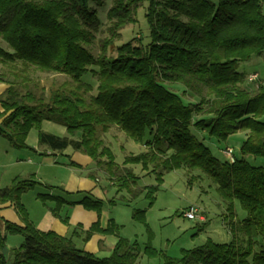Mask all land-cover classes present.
<instances>
[{"label": "trees", "instance_id": "trees-1", "mask_svg": "<svg viewBox=\"0 0 264 264\" xmlns=\"http://www.w3.org/2000/svg\"><path fill=\"white\" fill-rule=\"evenodd\" d=\"M90 1L0 0V41L7 46H0V68L15 71L14 80L0 73V80L9 84L0 97V135L13 149H30L28 133L37 129L40 145L87 155L117 192L124 191L132 199L144 193L149 206L164 172L198 171L215 185L226 204L225 224L231 240L206 241L182 250L178 263L264 264V168L236 158L233 163L220 162L191 133L195 128L225 140L243 131L241 155L264 157V88H243L246 75L238 71L240 63L264 55V0H113L106 13L108 37L97 41V55L91 46L101 21ZM140 7L148 42L134 38L114 46L121 31L137 23ZM30 68L65 75L70 83L48 95L43 91L37 95L29 88L22 93L15 82L20 79L17 74ZM85 75L95 79V90L83 80ZM167 85L180 86L199 101L183 102ZM44 121L63 126L69 137L42 132ZM113 127L146 150L116 164L101 137ZM134 165L152 174L155 184L136 188L139 177ZM37 185L33 178H15L0 188V203L12 204L22 222V226L6 222L4 231L0 230V264H137L141 252L151 258L161 255L120 238V227L113 220L106 229L97 221L84 235V241L94 233L118 237L112 254L104 259L76 247L72 237H78L80 227L69 237L38 230L21 204V196ZM47 188L61 194H40L37 199L43 204L53 202L51 213L63 224H67V218L60 217L63 205L80 204L99 220L102 201L87 194L69 200L72 195L61 188ZM234 201L247 214L238 222L234 221ZM132 217L144 223V211L135 210ZM11 234L23 237L20 247L11 251L12 262L1 253L6 235ZM161 256L164 264L173 263Z\"/></svg>", "mask_w": 264, "mask_h": 264}, {"label": "rangeland", "instance_id": "rangeland-1", "mask_svg": "<svg viewBox=\"0 0 264 264\" xmlns=\"http://www.w3.org/2000/svg\"><path fill=\"white\" fill-rule=\"evenodd\" d=\"M112 2L113 0L90 1V6L97 11L101 21L100 27L95 32V42L91 46V51L94 55L99 52L97 41L108 37L107 28L109 22L106 13L112 6ZM136 18L137 23L135 25H127L121 31L120 37L114 41V46L131 41L134 38H142L144 42H148V27L144 18V8L140 7L137 10ZM0 46L7 49L6 44L1 41ZM111 55H115V53L111 52ZM17 65L19 66V64ZM238 71L246 75L242 85L243 88L249 91L255 90L258 85H262L264 88V55L253 57L247 62L240 63ZM0 73L6 80H14L15 71L11 70V68H0ZM253 73L257 74L258 80L248 82V76ZM17 75L20 79H16L15 82L22 93L29 88L37 95L42 91L44 95H48L51 90L61 88L63 85L70 83V78L65 75L45 74L33 68L28 69L26 72H19ZM24 78L27 79L25 83L22 81ZM83 80L92 85L93 90H95L96 81L91 75H85ZM168 87L170 90L179 93L183 97V102L197 103L199 101L198 97L183 93L180 86ZM60 128L62 129L61 125H54V128L49 132L54 135L60 134ZM43 129L48 130L49 127L43 126ZM35 130L32 129V133ZM191 133L220 162L226 161L222 151L228 147L232 149L236 159L244 160L254 167L264 168V157L241 155L240 148L246 138V133L243 131L232 134L225 140H217L195 128H191ZM101 137L104 144L110 147L115 156V163L118 165H122L125 156L130 154L137 155L146 150L142 145L127 138L123 132L114 127L107 134H102ZM132 168L139 177L135 184L136 188L155 184V178L152 174L142 171L139 165H134ZM98 175L101 183L105 185L103 173ZM115 192V187L109 190L103 203L109 217L113 220L115 219L120 227L119 236L129 242H136L142 250L146 246L153 248L161 255L173 259L172 264H179L178 260L182 256V250H190L202 246L206 241L228 243L231 240L225 224L226 204L218 195L215 185L198 171L188 172L182 168L164 172L162 185L156 193L155 200L151 206H149L144 193L132 199L124 191L118 193L117 196ZM112 198L121 199L124 203L115 201V205H111L109 201ZM191 206L199 208L204 213L206 222L198 223L182 216V213ZM233 207L235 213L234 221L238 222L246 217L247 214L238 201H234ZM135 210L144 211V223L133 219L132 215ZM22 243L23 237L19 234L8 235V239H5L6 247L11 248V251L18 249ZM161 255L151 258L141 252L137 264H164V259ZM12 260L11 256L10 261L12 262Z\"/></svg>", "mask_w": 264, "mask_h": 264}, {"label": "crops", "instance_id": "crops-1", "mask_svg": "<svg viewBox=\"0 0 264 264\" xmlns=\"http://www.w3.org/2000/svg\"><path fill=\"white\" fill-rule=\"evenodd\" d=\"M262 13L264 15V2ZM8 87L9 84L0 80V97ZM54 125L60 126L44 121L40 126V130L52 134L49 131L54 128ZM43 126H48L49 129H43ZM61 127L62 129H59L60 134L55 136L69 137L66 129L63 126ZM30 132L26 143L31 150L13 149L9 142L0 135V188L8 187L15 178H33L40 185L21 196V204L26 209L29 221L40 231H51L62 237H69L76 227H80L78 237H72L76 247L98 259L108 258L118 242V237L110 234L94 233L89 240L84 241L85 232L94 223L99 221L100 228L106 229L109 220H113L104 208L98 220V216L94 211L86 210L80 204L74 206L63 205L60 210V217L67 218V224H63L51 213L54 203L47 201L43 204L37 199V196L40 194L59 196L61 194L59 191L46 189V187H58L65 193L72 195L70 199L68 198L69 200H78L80 194H87L96 200L105 202L106 193L112 190L114 186L104 176L105 185L101 183L98 174L102 172L96 168L93 160L87 155L71 148H66L63 151L51 150L47 146L39 144L37 129L34 133H32V130ZM118 193L122 192L116 191L115 195L117 196ZM112 199L123 202L120 201L121 199ZM113 221L118 225L115 219ZM6 222L22 226L19 216L9 202L0 203L1 232L4 231ZM119 237L121 238V236ZM7 239L8 235H6ZM9 251V257H11V248H9Z\"/></svg>", "mask_w": 264, "mask_h": 264}, {"label": "built area", "instance_id": "built-area-1", "mask_svg": "<svg viewBox=\"0 0 264 264\" xmlns=\"http://www.w3.org/2000/svg\"><path fill=\"white\" fill-rule=\"evenodd\" d=\"M257 80L258 76L256 73L250 74L247 78L248 82H255ZM222 153L228 162H234L235 157L231 148H225ZM182 216L188 220L197 221L198 223L206 222V217L204 213H202L199 208L194 206L189 207L185 212L182 213Z\"/></svg>", "mask_w": 264, "mask_h": 264}, {"label": "water", "instance_id": "water-1", "mask_svg": "<svg viewBox=\"0 0 264 264\" xmlns=\"http://www.w3.org/2000/svg\"><path fill=\"white\" fill-rule=\"evenodd\" d=\"M9 248L8 247H5L2 251H1V253H2V255L4 256V258L6 259V260H8L9 259Z\"/></svg>", "mask_w": 264, "mask_h": 264}]
</instances>
